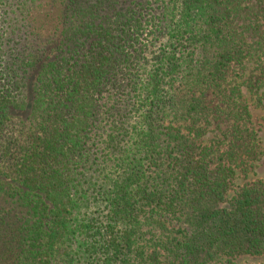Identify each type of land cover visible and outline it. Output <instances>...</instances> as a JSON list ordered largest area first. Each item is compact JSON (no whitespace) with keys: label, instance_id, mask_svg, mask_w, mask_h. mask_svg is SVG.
Returning a JSON list of instances; mask_svg holds the SVG:
<instances>
[{"label":"trees","instance_id":"16d2710c","mask_svg":"<svg viewBox=\"0 0 264 264\" xmlns=\"http://www.w3.org/2000/svg\"><path fill=\"white\" fill-rule=\"evenodd\" d=\"M127 2L111 33L93 0H0V264H233L264 253V183L249 181L248 164L259 144L248 157L237 143L221 154L224 139L208 143L197 127L217 92L196 93L226 91L250 64L264 80V0ZM178 78L192 98L185 131L159 121ZM237 85L225 96L238 104ZM103 94L116 125L141 112L128 148L117 146L129 133L98 125Z\"/></svg>","mask_w":264,"mask_h":264},{"label":"rangeland","instance_id":"374dc122","mask_svg":"<svg viewBox=\"0 0 264 264\" xmlns=\"http://www.w3.org/2000/svg\"><path fill=\"white\" fill-rule=\"evenodd\" d=\"M100 1H104L105 5H103ZM127 1L93 0V4L95 6L94 10H96L94 11V13L97 16V21L100 22L105 19L110 20L106 24H112L108 30L113 33V25L115 23L114 20L116 19L117 15L120 16L119 14L124 11V3H129ZM116 3L120 7L116 10V13L114 14L113 8L115 7ZM46 22L47 24H49L48 20H46ZM157 46L159 47V45H155L151 50L147 51V54H149V61L152 59L153 55L159 54ZM140 59L142 60V58ZM143 64V60L138 62V71L142 68ZM145 66L148 69L147 65ZM67 71L68 67L65 69V72ZM245 73L247 74L246 79H241L240 77L234 76L231 81V86H229L230 82H223L224 86L226 87V91L225 88H223L224 91L222 90V86L221 88L219 87L217 89H210L207 92L205 90L201 91V89L196 90V93L198 92L197 97H201L202 93L208 96L212 94L211 92H217L215 94H212L209 99H206V97L203 96L204 99L202 100L204 101L202 104L204 106H208L211 110V113L209 119H205V122L197 124V127H202L207 131L205 140H207L208 143L215 142L217 138L224 139V141L219 140L220 142H222V144L219 145L221 154L226 153V150L231 143L232 145L234 143H237L241 145V148L244 150L245 156L248 157L251 155L250 152H252V149L257 146V144H259V153L257 154V158L254 155L252 157L250 156L249 158V169L252 170V172L249 173V181H251V183H264V80L260 78L257 79V77H253L254 75H256V72L255 67L252 64L248 66V69ZM235 84H238L237 86L239 87L242 95V100H240L238 104L235 100L228 99L225 96L229 92V89L231 87L233 88ZM186 87H184L183 81L179 78L174 79L173 83L170 81V84L166 89L171 91H177V96L174 97V101H169L168 106L165 107V114H163L164 119L162 121L159 120L160 127L172 125L174 128H178L180 130L185 131L188 127L192 125L190 123L189 118L187 117L186 111V109L191 108L190 101L192 100V98L188 95V89ZM151 100L152 99H150L148 102H151ZM99 101L102 106L106 103V105L103 106L104 109H100L99 114L97 116V120H99L98 125L102 128V132H113L115 136L129 133V137H127L125 140H122L119 146L117 147L120 149L130 147L133 141L137 139L136 136H138L139 134L141 135L143 133V130L145 129L144 126L141 124V112L132 115L129 118V121H122L121 123L116 125V122H113V115L109 111L108 106L109 102H112V100L109 101L107 99V94H103L101 95ZM241 107L249 109L248 112L243 113V116L239 111V108ZM192 113L194 114V112ZM244 123H246V125ZM236 139L240 141L235 142L234 140ZM117 140L118 139H116V141ZM22 143L24 142L21 141V144ZM100 148H104V145H101ZM120 149H117L119 154L126 153L121 151ZM108 151L110 153L109 157L118 156V154L113 155L114 148H112V143ZM124 155L126 154H123V156ZM17 177L18 175L15 178ZM240 180V185H243L244 179L241 177ZM234 194L235 193L232 192L230 194V197H232ZM91 211L95 212L98 211V209L93 208ZM170 228L175 227L171 226ZM161 233L163 235H161ZM170 234L171 232H157L156 241H167L168 238L171 236ZM165 235L170 236L163 238ZM145 237L146 241H149L150 234L147 233ZM210 264H226V261L218 260V262L213 261ZM233 264H264V253L253 256L241 254L236 258Z\"/></svg>","mask_w":264,"mask_h":264}]
</instances>
